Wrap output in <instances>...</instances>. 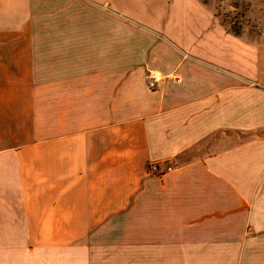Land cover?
I'll list each match as a JSON object with an SVG mask.
<instances>
[{
    "label": "crops",
    "instance_id": "1",
    "mask_svg": "<svg viewBox=\"0 0 264 264\" xmlns=\"http://www.w3.org/2000/svg\"><path fill=\"white\" fill-rule=\"evenodd\" d=\"M0 264H264V38L201 0H0Z\"/></svg>",
    "mask_w": 264,
    "mask_h": 264
},
{
    "label": "rangeland",
    "instance_id": "2",
    "mask_svg": "<svg viewBox=\"0 0 264 264\" xmlns=\"http://www.w3.org/2000/svg\"><path fill=\"white\" fill-rule=\"evenodd\" d=\"M226 28L241 36L264 38V0H201Z\"/></svg>",
    "mask_w": 264,
    "mask_h": 264
},
{
    "label": "built area",
    "instance_id": "3",
    "mask_svg": "<svg viewBox=\"0 0 264 264\" xmlns=\"http://www.w3.org/2000/svg\"><path fill=\"white\" fill-rule=\"evenodd\" d=\"M149 77L151 78V80L154 79V81H157L158 78H159V74H152L150 72L149 74ZM161 163L162 162H154V163H151L150 164V169H151V172H153V174H157V175H163L165 174L166 172H169L173 169V167L171 165H166L164 167V169L161 168Z\"/></svg>",
    "mask_w": 264,
    "mask_h": 264
},
{
    "label": "trees",
    "instance_id": "4",
    "mask_svg": "<svg viewBox=\"0 0 264 264\" xmlns=\"http://www.w3.org/2000/svg\"><path fill=\"white\" fill-rule=\"evenodd\" d=\"M234 32H235V34H236V35H240V32H239V33H238V32H236V31H234Z\"/></svg>",
    "mask_w": 264,
    "mask_h": 264
}]
</instances>
